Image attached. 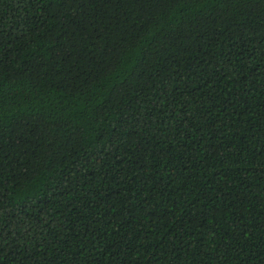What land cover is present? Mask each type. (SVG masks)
<instances>
[{
	"label": "trees",
	"instance_id": "1",
	"mask_svg": "<svg viewBox=\"0 0 264 264\" xmlns=\"http://www.w3.org/2000/svg\"><path fill=\"white\" fill-rule=\"evenodd\" d=\"M0 264H264V0H0Z\"/></svg>",
	"mask_w": 264,
	"mask_h": 264
}]
</instances>
